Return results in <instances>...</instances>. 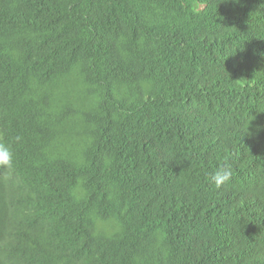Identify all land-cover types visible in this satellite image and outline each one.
Masks as SVG:
<instances>
[{
    "label": "trees",
    "instance_id": "obj_1",
    "mask_svg": "<svg viewBox=\"0 0 264 264\" xmlns=\"http://www.w3.org/2000/svg\"><path fill=\"white\" fill-rule=\"evenodd\" d=\"M0 144V264H264V0H0Z\"/></svg>",
    "mask_w": 264,
    "mask_h": 264
},
{
    "label": "clouds",
    "instance_id": "obj_2",
    "mask_svg": "<svg viewBox=\"0 0 264 264\" xmlns=\"http://www.w3.org/2000/svg\"><path fill=\"white\" fill-rule=\"evenodd\" d=\"M14 164V154L11 149L0 144V168L11 169ZM233 173L230 167H222L211 176V181L217 188L227 185L232 179Z\"/></svg>",
    "mask_w": 264,
    "mask_h": 264
}]
</instances>
